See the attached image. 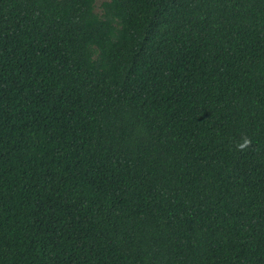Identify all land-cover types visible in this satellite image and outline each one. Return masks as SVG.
Listing matches in <instances>:
<instances>
[{
  "label": "trees",
  "instance_id": "trees-1",
  "mask_svg": "<svg viewBox=\"0 0 264 264\" xmlns=\"http://www.w3.org/2000/svg\"><path fill=\"white\" fill-rule=\"evenodd\" d=\"M96 2L0 0V264H264V0Z\"/></svg>",
  "mask_w": 264,
  "mask_h": 264
},
{
  "label": "clouds",
  "instance_id": "clouds-1",
  "mask_svg": "<svg viewBox=\"0 0 264 264\" xmlns=\"http://www.w3.org/2000/svg\"><path fill=\"white\" fill-rule=\"evenodd\" d=\"M250 144H251L250 138L245 137L243 139V143L237 145V149L242 151V150L246 149L247 147H249Z\"/></svg>",
  "mask_w": 264,
  "mask_h": 264
},
{
  "label": "rangeland",
  "instance_id": "rangeland-1",
  "mask_svg": "<svg viewBox=\"0 0 264 264\" xmlns=\"http://www.w3.org/2000/svg\"><path fill=\"white\" fill-rule=\"evenodd\" d=\"M102 1H104V0H97L96 5H98V4L101 3Z\"/></svg>",
  "mask_w": 264,
  "mask_h": 264
}]
</instances>
